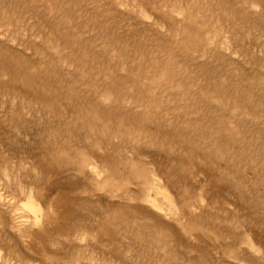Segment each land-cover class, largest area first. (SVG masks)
I'll list each match as a JSON object with an SVG mask.
<instances>
[{
    "label": "rangeland",
    "instance_id": "obj_1",
    "mask_svg": "<svg viewBox=\"0 0 264 264\" xmlns=\"http://www.w3.org/2000/svg\"><path fill=\"white\" fill-rule=\"evenodd\" d=\"M0 264H264V0H0Z\"/></svg>",
    "mask_w": 264,
    "mask_h": 264
},
{
    "label": "bare ground",
    "instance_id": "obj_2",
    "mask_svg": "<svg viewBox=\"0 0 264 264\" xmlns=\"http://www.w3.org/2000/svg\"><path fill=\"white\" fill-rule=\"evenodd\" d=\"M29 208H31V207H29Z\"/></svg>",
    "mask_w": 264,
    "mask_h": 264
}]
</instances>
